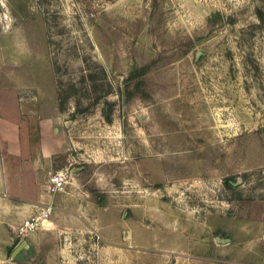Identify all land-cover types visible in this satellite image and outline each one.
Returning a JSON list of instances; mask_svg holds the SVG:
<instances>
[{"label":"rangeland","instance_id":"1","mask_svg":"<svg viewBox=\"0 0 264 264\" xmlns=\"http://www.w3.org/2000/svg\"><path fill=\"white\" fill-rule=\"evenodd\" d=\"M258 9L264 0H0V82L53 86L63 164L85 193L81 217L42 229L33 264H224L221 244L264 202ZM229 176L241 181L227 188ZM10 255L0 264H26Z\"/></svg>","mask_w":264,"mask_h":264},{"label":"crops","instance_id":"2","mask_svg":"<svg viewBox=\"0 0 264 264\" xmlns=\"http://www.w3.org/2000/svg\"><path fill=\"white\" fill-rule=\"evenodd\" d=\"M25 88L35 92L34 101L21 99L19 95ZM52 94L53 86L44 83L0 82V251L6 254L7 247L14 249L25 241L27 248L14 258L10 255V259L26 264H33V250L37 256L46 230L20 237L13 225L47 204L53 206L50 228L54 232L65 225L67 217L77 218L84 213L85 193L80 188L78 172L63 192L49 194L45 190L48 173L65 165L68 150ZM238 180L241 181L235 182ZM255 218L240 221L239 238L229 237L221 244L227 257L224 264H264V202ZM50 245H54L53 241Z\"/></svg>","mask_w":264,"mask_h":264},{"label":"built area","instance_id":"3","mask_svg":"<svg viewBox=\"0 0 264 264\" xmlns=\"http://www.w3.org/2000/svg\"><path fill=\"white\" fill-rule=\"evenodd\" d=\"M74 175L72 163H68L48 173L45 190L49 194L63 192L67 184H69ZM52 204L40 207L35 213L24 218L18 225H13L12 229L20 236L24 237L38 230L49 229L51 227L50 215L52 212Z\"/></svg>","mask_w":264,"mask_h":264},{"label":"trees","instance_id":"4","mask_svg":"<svg viewBox=\"0 0 264 264\" xmlns=\"http://www.w3.org/2000/svg\"><path fill=\"white\" fill-rule=\"evenodd\" d=\"M258 14H259V18H261V20H263L264 15H263V13H262L259 9H258ZM212 18H213V17H210V18L208 19V21H209L210 23H213V22H214ZM212 21H213V22H212ZM145 70H146V67H145V66H144V67H141L137 72L131 73V74L126 78V80H128V81H130V80H134L137 76L142 75V74L145 72ZM132 95H133V93H129V92H127V97H128V98H130ZM106 103H107V104H106L107 107H109V110H108V111H104V114H105V116H106V120H107V122H111V120H112L111 112H112V110H113L114 102H113V101H107ZM60 109H63V105H60ZM232 182H235V178L232 177V176L225 177L224 180H223V183H224V185H225L227 188H233V184H232ZM12 250H13L12 246L6 248V252H7L8 256L11 254Z\"/></svg>","mask_w":264,"mask_h":264},{"label":"water","instance_id":"5","mask_svg":"<svg viewBox=\"0 0 264 264\" xmlns=\"http://www.w3.org/2000/svg\"><path fill=\"white\" fill-rule=\"evenodd\" d=\"M240 181L238 180L235 182V184L239 183ZM27 248V244L25 241H22L18 246L14 248V250L11 253V258H14L22 249Z\"/></svg>","mask_w":264,"mask_h":264}]
</instances>
